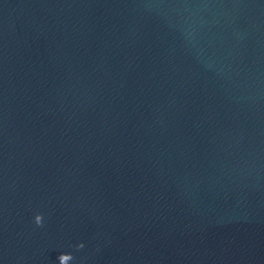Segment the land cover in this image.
<instances>
[{
  "label": "water",
  "instance_id": "95a60500",
  "mask_svg": "<svg viewBox=\"0 0 264 264\" xmlns=\"http://www.w3.org/2000/svg\"><path fill=\"white\" fill-rule=\"evenodd\" d=\"M0 264H264V0H0Z\"/></svg>",
  "mask_w": 264,
  "mask_h": 264
}]
</instances>
